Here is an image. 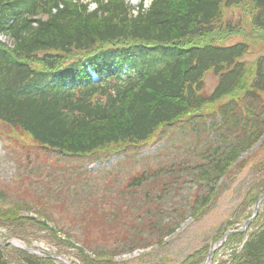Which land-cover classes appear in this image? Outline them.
I'll list each match as a JSON object with an SVG mask.
<instances>
[{"label": "trees", "instance_id": "1", "mask_svg": "<svg viewBox=\"0 0 264 264\" xmlns=\"http://www.w3.org/2000/svg\"><path fill=\"white\" fill-rule=\"evenodd\" d=\"M94 1L97 7L88 10L80 0H0V34L11 44L0 41V125L41 150L91 156L124 153L163 126L182 122L193 128L198 120L211 131L224 127L222 144L203 153L199 180L214 176L216 186L233 167L247 165V157L239 158L264 136V54L247 62L246 40L223 42L244 33L241 24L224 21L225 11L244 0H151L148 7L141 0L136 15L125 0ZM251 2L252 37L264 42V0ZM208 72L216 78L209 91ZM252 167L258 175L214 241L239 228L264 192V159ZM158 171L137 172L125 187L137 195L135 189L153 182ZM214 193L211 187L191 214L200 215ZM260 208L244 231L227 237L211 264H264V200ZM108 211L103 223L118 222L120 210ZM136 217L138 225L127 218L116 234L99 223L97 233L86 209L68 232L46 212L16 203L0 208V242L17 238L38 248L43 240L75 248L81 264H116V255L146 246L136 240L145 225ZM210 247L203 245L181 264H202ZM42 252L0 245V264H61L50 250Z\"/></svg>", "mask_w": 264, "mask_h": 264}, {"label": "rangeland", "instance_id": "2", "mask_svg": "<svg viewBox=\"0 0 264 264\" xmlns=\"http://www.w3.org/2000/svg\"><path fill=\"white\" fill-rule=\"evenodd\" d=\"M140 1L125 0L135 7L133 15L137 14L136 7ZM149 3L150 0H146L145 6L148 7ZM251 6V0H244V3L230 7L224 13V21L241 24L244 33L233 34L223 42L230 44L246 40L248 50L243 59L247 62L264 54V42L252 37L248 24ZM215 82L214 75L208 72L204 78L205 90H211ZM216 106H211V110ZM206 121L208 125L210 120ZM195 123L197 126L193 128L182 122L163 126L146 144L129 147L121 154L94 153L91 156H68L41 150L28 137L0 125V208L6 209L16 203L31 205L40 212H46L54 224L68 232H72L75 225L72 219L86 209L92 217L91 230L97 233L99 229L102 231L99 223L115 234L123 229L121 223L127 218L136 226V215L139 214L145 225L140 226L136 240L148 244L131 253L116 255L115 263L181 264L203 245L216 244L214 236L221 224L232 216L258 175L252 165L264 159L263 136L251 151L239 158L242 162L247 157V165L233 167L216 186L214 176L210 182L199 180L198 165L202 162L203 153L211 146L222 144L219 134L224 127L211 131L198 120ZM142 170L150 173L159 171L153 182H145L135 189L137 195H134L133 190L125 186L132 175ZM163 184L167 187L165 192L160 190ZM211 187L215 193L210 203L200 215H192L199 206L198 200ZM108 209L113 212L120 210L119 223H103ZM21 210H27V207L22 206ZM173 226H177L175 231L168 233L167 229ZM92 233L97 237L96 232ZM103 237L104 234L100 233L98 240L102 242ZM71 238L74 242L77 240L76 236ZM35 245L64 257L72 264H81L77 250L69 245L43 240Z\"/></svg>", "mask_w": 264, "mask_h": 264}, {"label": "water", "instance_id": "3", "mask_svg": "<svg viewBox=\"0 0 264 264\" xmlns=\"http://www.w3.org/2000/svg\"><path fill=\"white\" fill-rule=\"evenodd\" d=\"M263 198H264V194L261 195V196L259 197V199L257 200V202L255 203L253 215H252L249 219H247V220L245 221V223L243 224L242 230H244V229L248 226L249 221H250V220L256 215V213H257V211H258L259 203H260L261 199H263ZM238 231H239V230H230V231L226 232V233L224 234V236L222 237V239L220 240L219 245L222 244V243L226 240V238H227V236H228L229 234L234 233V232H238ZM7 243H12L13 245H15V246H17V247H21V248H23V249H25V250H29V251H33V252H37L36 250H33V249H29V248H27L25 245H19L17 241H13V242H12V241H8ZM215 248H216V247L213 246V247L210 249V251H209V253H208V256H207V258H206V260H205V262H204L203 264H209V263H210ZM57 258H58L59 261L62 262L63 264H70L67 260H65V259H63V258H61V257H57Z\"/></svg>", "mask_w": 264, "mask_h": 264}]
</instances>
